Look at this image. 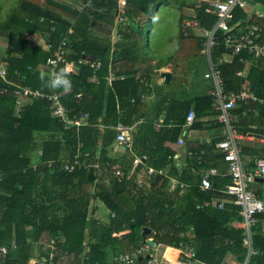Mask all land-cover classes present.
I'll return each instance as SVG.
<instances>
[{
    "label": "trees",
    "instance_id": "obj_1",
    "mask_svg": "<svg viewBox=\"0 0 264 264\" xmlns=\"http://www.w3.org/2000/svg\"><path fill=\"white\" fill-rule=\"evenodd\" d=\"M210 1L126 0L119 11V0H0V40L6 43L3 47L0 42V66L5 69L0 76V248L8 250L0 264H128L119 260L125 254L134 258L131 264H147L155 247L146 243L144 227L152 229L157 244L192 251L190 259L204 264L245 262L244 239L250 238L256 253L247 264H264V212L255 214L256 222L248 230L238 225L244 217L234 203L224 208L202 205L227 198L222 191L232 179L218 147L224 138L202 142L187 138L188 130L184 131L190 110L195 112L192 128L209 129L205 124L211 122L224 128L213 77L209 76L214 86L206 93L189 96L186 88L189 63L208 59L203 33L218 21ZM251 4V11L234 9L228 26L231 33H248L262 46L264 0L249 1L247 6ZM162 5L173 12L154 24ZM191 5L194 16L184 11ZM115 30L120 36L114 43ZM227 35L217 29L211 51L223 93L248 88L258 98L231 108V122L237 133L264 138V103L259 102L264 99V54L250 52L247 46L234 53L226 47ZM152 36L175 42L170 54L157 63L144 51L146 37ZM34 39H43L48 48ZM63 41L65 54L56 70L65 69L72 85L69 91L49 88L40 79V73L46 78L51 73L47 60ZM164 66L173 75L169 83L157 85L154 79ZM245 70V76L239 75ZM175 85H185L178 96ZM19 86L49 95L59 92L65 117L80 120L79 126L54 115L48 97L18 103ZM150 94L156 97L155 109L144 120ZM119 124L134 126L131 146L112 155ZM180 136L187 151L183 167L176 157L183 145L178 149L172 145ZM239 143L246 170L254 171L264 157V146ZM135 155L146 158L127 177ZM86 164H97L102 171L117 168L122 178L111 176L107 187L99 179H88ZM149 166L166 174H148ZM211 168L218 174L210 175L213 185L203 191L202 175ZM170 177L185 187L170 190ZM93 199L109 209L108 221L98 218ZM136 251L142 255L139 262ZM230 255L234 263L229 262Z\"/></svg>",
    "mask_w": 264,
    "mask_h": 264
},
{
    "label": "built area",
    "instance_id": "obj_2",
    "mask_svg": "<svg viewBox=\"0 0 264 264\" xmlns=\"http://www.w3.org/2000/svg\"><path fill=\"white\" fill-rule=\"evenodd\" d=\"M249 1L253 0H211V4L213 7V11L218 15V21L215 23L214 27L210 30H204L203 36L205 38V44L207 52L208 59H209V67L210 72L206 73V76L213 77V80L216 84V91H215V97H216V107L221 110L220 114V120L224 122V130H225V138L221 140L218 143V147L224 151L225 154V160L228 162L229 169L228 173L231 176L232 181L225 186V189H223V193L227 195L228 198H231L232 203L239 206L241 208V214L244 217V221L241 223H238L239 226L247 228L250 230V227L256 222L255 214L257 213H263L264 212V199L257 197L255 194L252 183L256 181L257 178H263L264 179V157L259 158L257 160L256 168L254 171L248 172L245 167V163L242 157L241 153V147H240V135L235 131V127L233 126L231 119H230V109L235 107L238 102L244 101L247 99H253L258 100L256 95L252 93L248 88H244L240 92H231L229 94L223 93L222 89V78L220 77V69L218 65L215 64L213 61V58L211 56V51L213 46L215 45L216 39H215V32L217 29L221 28L224 31L228 33L227 39H226V47L230 50H232L234 53H237L242 50L243 46H247L250 52H254L256 54H264V45H260L252 41L248 33H244L242 35H237L231 33V29L228 26L227 19L230 18L231 13L234 9L237 7L239 8H246ZM126 5V0H119L118 2V8L119 11H122L124 6ZM211 8L208 9L210 11ZM118 20L125 23V18L121 16V14H118ZM188 24L195 25L197 22L195 21H188ZM256 28V27H255ZM120 36V34H119ZM65 42L63 41L62 44L54 51L53 55L48 58L46 66L49 67L50 72L56 70V66L58 61L62 60L65 50H64ZM231 51V52H232ZM225 59L228 58V53H225ZM224 54V55H225ZM230 55V54H229ZM98 64L96 65V68H98ZM4 66H0V76H4ZM96 76L93 78L95 79ZM112 79V77H111ZM16 94L18 95V103H22L24 100H29L31 98L35 97H48L53 100L54 104V115L60 116L62 119H65L68 124L77 125L79 126L80 120H69L67 117H65V108L62 105L59 97V92L55 91L52 94H44L40 91L33 90L27 86H22L18 88L16 91ZM260 103H264V99H261L259 101ZM195 120V112L193 110H190L187 116V124L191 126L192 122ZM161 125L160 123H157V126ZM186 127V126H185ZM134 126L125 125V124H119L117 126V136L116 141L118 145L123 148H127L131 146V135L133 132ZM186 130V129H185ZM186 132V131H185ZM184 144L183 137H180L178 139V145ZM178 157V155H176ZM146 156H139L135 155L133 159V165L129 173L127 174V177H130L133 173V171L138 168L140 165H142L144 159ZM77 163H79L77 161ZM86 167H89L88 164L85 165ZM69 167V166H68ZM71 167V169H73ZM154 172H160V174H166V172L163 169H155L152 166L148 167V174H152ZM218 171L216 168H211L202 175L200 188L201 190L205 191L212 187L213 183L210 180V175L217 174ZM113 174L115 177L120 180L122 178V172L121 170L115 168L113 170ZM171 181L176 184V186H180L182 188L185 187V184L182 182H175L173 177H170ZM227 202V198L224 199H218L214 200L213 202H204L202 205H209L214 204L217 205L219 208H224L225 204ZM201 204L197 205V207L202 206ZM114 216V213L112 214ZM244 245L248 248V257L247 260L243 263L238 264H247L251 254L256 253V250H254L252 246V241L250 238L244 239ZM53 247V241L52 245ZM161 250L158 248L155 249L154 255L152 254L150 259L148 260L147 264H204L200 262H193L190 257L192 256V251L184 252V250L173 247V246H162L160 247ZM168 249L171 250H180L179 255L175 258H172V253L167 255L166 252ZM6 247L0 248V258L4 256L7 253ZM139 251H136L135 254L141 255ZM187 256V258H185ZM120 261L124 263L131 264L134 262V258L131 257L129 254H125L124 256H121L119 258ZM227 264V263H224Z\"/></svg>",
    "mask_w": 264,
    "mask_h": 264
},
{
    "label": "crops",
    "instance_id": "obj_3",
    "mask_svg": "<svg viewBox=\"0 0 264 264\" xmlns=\"http://www.w3.org/2000/svg\"><path fill=\"white\" fill-rule=\"evenodd\" d=\"M65 1L71 2V0H65ZM251 6L254 7V5H251ZM190 8L193 10L194 7L191 5ZM256 8L257 9H261L263 7L262 6H260V7L256 6L255 9ZM185 13H186V11H185ZM188 15H190V14H188ZM194 15H192V16H194ZM111 39L115 43V41L117 40L115 34H112ZM34 40L39 41V43H42L45 48H48L47 43L45 44V41L43 39H34ZM207 62H208V59H207ZM207 64L209 65V62ZM250 66L251 65L249 63L247 65V69ZM42 67L46 68V66H42ZM170 69L171 68L169 66H164V67L160 68V70L158 71V75H157V76H160V77H158V78L155 77L154 82H156L157 85H160L161 83H164V78L161 76V72L164 71V70L170 71ZM247 71L248 70H245L244 72H242L239 75H244L245 76ZM206 73H208V71ZM206 73H205V77L206 78H211V77H207ZM198 87H199L198 85L195 86V88H198ZM171 94H174V93H171ZM154 99H156L155 95H153V97H152V95L150 94V97L148 99V101L150 102V105H148V107H147L148 113H147L146 119H144V120H149L153 116L152 114H153L154 109H155V107H154V103H155ZM216 122L218 123V121H216ZM205 126L209 127V129H196V128L194 129L191 126H189L188 124H186V127L184 128V131H186L185 129L188 130L187 138L189 137V139H192V138L200 139L202 142L214 140L215 138H218V137H219V139H221L222 137L225 138V130H224L223 127H221V129H220L219 125H213L212 122L211 123H206ZM100 127L102 128V126H100ZM190 129H193V130L190 131ZM183 134H184V132H183ZM238 134L240 135V142L244 146H250L252 148H254V147L258 148V147H263L264 146V138L263 137L256 136V135H254L252 133H245V134L238 133ZM183 139H184V137H183ZM184 143H185V141H184ZM172 145L176 149L181 147L177 143L176 144H172ZM120 148L121 147H119L118 143H116L115 147H114V149L112 151V155H116L117 152H120L121 151ZM179 153H180V155L178 157V163L180 164V166L183 167V166L186 165V162H187L185 160V156H186V153H187L185 145H183V147H181L179 149ZM179 153H177V154H179ZM94 165L98 166L97 164H94ZM94 165H90L89 167L94 166ZM225 165H226V163H225ZM106 169H105V171L104 170L102 171L101 168H99V166H98V170L96 171V176H97L96 180L99 179V180L103 181L104 184L107 187H110V185H111V176H113L114 174H113L112 169L110 171L109 170L106 171ZM213 175H216V174H213ZM213 175H211V176H213ZM263 183H264V179L263 178H257L256 181L254 183H252V188L257 193V195H261V193H262V191L264 189ZM93 203H95L98 206V210H97L98 218H100V220L105 221V222L108 221L109 218L107 219V216L104 214V212H107V214H109V209H107V207L100 200L93 199L92 200V206H93ZM226 203H232L231 198L227 197V202ZM174 251H176V250H171V249L167 250V252H169V254H171V253L173 254ZM167 252H166V254H167Z\"/></svg>",
    "mask_w": 264,
    "mask_h": 264
},
{
    "label": "rangeland",
    "instance_id": "obj_4",
    "mask_svg": "<svg viewBox=\"0 0 264 264\" xmlns=\"http://www.w3.org/2000/svg\"><path fill=\"white\" fill-rule=\"evenodd\" d=\"M193 6V5H192ZM194 7V6H193ZM252 6H248L247 7V10L248 11H251L252 10ZM175 12L179 13V10H175ZM184 11H186V14H190L191 16L195 14V9L193 8V10L189 7L187 9H185ZM170 12H173V9H170V8H166L165 5H162L161 9H160V12L153 18L154 20V24L155 22L157 23V21L159 19H161V17L163 15H168ZM188 12V13H187ZM167 21V18L164 19V23H166ZM115 36L116 38L119 37V32L115 31ZM176 34H177V31H176ZM173 37H177L175 36V32H174V35ZM172 37V38H173ZM176 39V38H175ZM1 42V45L3 47H5L6 43H5V40L1 38L0 40ZM151 44L150 45V49L148 47V44ZM174 41H171L169 43H167L165 41V38L163 39H159L157 40L155 37H151V40H149V37H146V42H145V48H144V51L150 55V57H152V60L154 61V63H157V61H159L160 59H162V57L164 56V54H170V51H171V48H173L174 46ZM152 49V50H151ZM167 57V56H166ZM164 57V58H166ZM207 58H203L202 60L200 61H191L189 63V65H192L191 68H188L186 69V80L188 81L186 85H188L186 88L190 89L188 91V95L189 96H195L197 94H203V93H206L208 92V90H210L211 88H213L214 84H213V80L211 78H206L205 77V73L208 71H210V67L209 65L207 64ZM198 85L199 87L198 88H195V86ZM191 86V88H190ZM176 87H180L179 85H175L173 88V91L175 92V95L179 94V93H182V89L185 90V85L184 87H180V88H176ZM165 90H169V87H165L164 88ZM188 95L185 94L184 97L182 98H186ZM178 96V95H177ZM149 102V101H148ZM150 104V102L148 103V105ZM178 157L180 154H177ZM180 166V164H179ZM176 183L179 181L177 178H174L173 179ZM140 181H141V177H140ZM170 187L169 189L172 190L174 188H177L178 186H176V184H174V182L170 181ZM181 182V181H180ZM183 183V182H182ZM157 185V184H156ZM264 185V183H263ZM182 189V188H181ZM261 196L264 198V189L261 193ZM94 205V204H93ZM104 214L107 216V219L109 218V214H107V212H104ZM142 234H143V231H142ZM164 245H160V244H157L155 247L158 248L159 250L160 247H162ZM180 253V250H177V251H174L173 255H172V258H175L179 255ZM229 262L230 263H234L236 261V259L234 257H231L230 255V258H228ZM83 264V263H82ZM238 264V263H237Z\"/></svg>",
    "mask_w": 264,
    "mask_h": 264
},
{
    "label": "clouds",
    "instance_id": "obj_5",
    "mask_svg": "<svg viewBox=\"0 0 264 264\" xmlns=\"http://www.w3.org/2000/svg\"><path fill=\"white\" fill-rule=\"evenodd\" d=\"M40 79L45 82V85L47 87L52 88V89L63 88V90L69 91L71 89V86H72L71 81L67 77V74H66V71L64 68H60L56 71H53L52 73L49 74V76L47 78L45 77V74L42 72V73H40ZM184 126H186V123ZM180 137H183V136H180ZM177 144H178V142H177ZM179 146H181V145H179ZM51 256H52V254H51Z\"/></svg>",
    "mask_w": 264,
    "mask_h": 264
},
{
    "label": "water",
    "instance_id": "obj_6",
    "mask_svg": "<svg viewBox=\"0 0 264 264\" xmlns=\"http://www.w3.org/2000/svg\"><path fill=\"white\" fill-rule=\"evenodd\" d=\"M161 76L164 78V83L167 84L171 80L172 73L171 71L164 70L161 72ZM98 170V166H91L88 169V179L90 180H96V171ZM143 235L145 237V241L147 244L151 246H156L157 243L154 240V232L150 227H144L143 228ZM149 257V255H147ZM142 259V255L139 256V259L136 262H139Z\"/></svg>",
    "mask_w": 264,
    "mask_h": 264
},
{
    "label": "bare ground",
    "instance_id": "obj_7",
    "mask_svg": "<svg viewBox=\"0 0 264 264\" xmlns=\"http://www.w3.org/2000/svg\"><path fill=\"white\" fill-rule=\"evenodd\" d=\"M167 255H169V252H167Z\"/></svg>",
    "mask_w": 264,
    "mask_h": 264
}]
</instances>
